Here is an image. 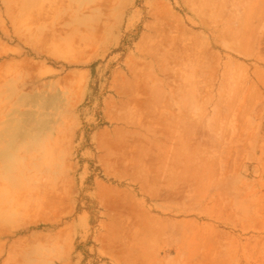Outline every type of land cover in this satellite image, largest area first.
Returning <instances> with one entry per match:
<instances>
[{
  "label": "rangeland",
  "instance_id": "1",
  "mask_svg": "<svg viewBox=\"0 0 264 264\" xmlns=\"http://www.w3.org/2000/svg\"><path fill=\"white\" fill-rule=\"evenodd\" d=\"M33 22L51 73L0 110L3 264H264V0H36Z\"/></svg>",
  "mask_w": 264,
  "mask_h": 264
},
{
  "label": "crops",
  "instance_id": "2",
  "mask_svg": "<svg viewBox=\"0 0 264 264\" xmlns=\"http://www.w3.org/2000/svg\"><path fill=\"white\" fill-rule=\"evenodd\" d=\"M35 19L36 0H0V110L15 106V97L20 95L21 89L32 86L37 79L42 80L40 74L43 71L51 73L47 65L42 66V61H39L38 69L36 59L28 53L38 51L42 59L51 54L46 49L48 41L37 37L36 28L32 25ZM13 119L11 115L0 114V123L13 122ZM4 141L5 133L2 132L0 147ZM20 144V140L12 137L8 142L10 151L4 153L0 150V171L21 169L20 162L15 161ZM6 158L12 161L6 162ZM12 242L0 233V264L11 250Z\"/></svg>",
  "mask_w": 264,
  "mask_h": 264
}]
</instances>
